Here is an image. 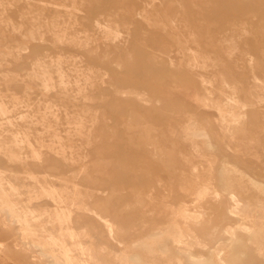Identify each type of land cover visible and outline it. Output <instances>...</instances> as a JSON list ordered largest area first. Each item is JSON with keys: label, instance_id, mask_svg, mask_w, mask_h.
<instances>
[{"label": "rangeland", "instance_id": "obj_1", "mask_svg": "<svg viewBox=\"0 0 264 264\" xmlns=\"http://www.w3.org/2000/svg\"><path fill=\"white\" fill-rule=\"evenodd\" d=\"M0 99V264H264V0H0Z\"/></svg>", "mask_w": 264, "mask_h": 264}, {"label": "bare ground", "instance_id": "obj_2", "mask_svg": "<svg viewBox=\"0 0 264 264\" xmlns=\"http://www.w3.org/2000/svg\"><path fill=\"white\" fill-rule=\"evenodd\" d=\"M84 33V32H83ZM86 33V31H85ZM74 34V33H73ZM77 34V32H76ZM87 34V33H86ZM77 36V35H75ZM73 35V39L75 37ZM83 36H86V35H83ZM82 37V35H81ZM90 37V36H89ZM88 37V38H89ZM77 38V37H76ZM84 38V37H83ZM83 42L85 40H82ZM86 43V42H84ZM88 43V42H87ZM39 63V62H38ZM37 64V63H36ZM35 64V66H37ZM43 65V64H42ZM38 66H40L38 64ZM37 66V67H38ZM41 67V66H40ZM38 67V68H40ZM42 68V67H41ZM59 67H57L58 69ZM61 69H59L60 71ZM36 71V70H35ZM58 71V70H57ZM58 71V72H59ZM62 71V70H61ZM46 73L43 72V74ZM60 73V72H59ZM63 73V72H62ZM49 74V73H48ZM58 74V73H57ZM36 75V73H35ZM39 75V74H38ZM60 75V74H59ZM62 77V75H60ZM59 76V77H60ZM64 76V75H63ZM44 77V76H43ZM46 77L47 74H46ZM50 79H51V76H50ZM61 79V78H59ZM63 80V79H62ZM53 81V79H52ZM44 82V81H43ZM47 82V81H46ZM45 82V83H46ZM50 85V83H48ZM52 84V82H51ZM66 84V83H64ZM46 86H48L46 84ZM62 86V85H60ZM65 87V86H63ZM65 90V89H64ZM3 95V94H2ZM1 100V99H0ZM1 103V102H0ZM51 104V102H49ZM2 104V103H1ZM5 104V103H4ZM47 104V103H46ZM2 105H0V111L3 112V111H6L5 109L3 108H6V107H1ZM9 109V108H8ZM7 109V110H8ZM10 111V110H8ZM0 112V113H1ZM5 113V112H4ZM9 113V112H8ZM2 114V113H1ZM7 114V113H6ZM5 115V114H3ZM2 115V116H3ZM6 116V115H5ZM73 117V116H72ZM75 117V116H74ZM48 126V125H47ZM45 127V126H44ZM50 128V126H49ZM48 128V129H49ZM170 130V129H169ZM11 132V131H10ZM55 133V132H54ZM13 134V133H12ZM17 133H15L16 135ZM19 134V133H18ZM40 134V133H39ZM38 134V135H39ZM25 135V134H24ZM23 135V136H24ZM10 137V133L9 135H7ZM26 136V135H25ZM39 136H42V135H39ZM54 137L56 135H53ZM18 137V135H17ZM7 138V137H6ZM14 138L13 135L10 139ZM21 138H24L25 137H21ZM28 138V137H27ZM58 138V137H56ZM60 138V137H59ZM9 139V140H10ZM15 139V138H14ZM17 139V138H16ZM20 140V139H19ZM17 141V140H16ZM21 141V140H20ZM18 141V144L19 142ZM10 142V141H9ZM23 142V140H22ZM25 142V141H24ZM40 142V141H39ZM53 142V141H52ZM2 143V142H1ZM0 143V144H1ZM12 143V142H10ZM29 143V142H27ZM38 143V142H37ZM42 143V141H41ZM40 143V144H41ZM13 144V143H12ZM17 144V143H16ZM17 144V145H18ZM31 144V143H30ZM39 144V145H40ZM53 144V143H52ZM50 143V145H52ZM3 145V143H2ZM15 145V143L13 144ZM23 145V144H22ZM45 145V144H44ZM49 145V144H48ZM29 147H31L30 145H28ZM33 146V145H32ZM43 146V145H42ZM46 146V145H45ZM33 148V147H32ZM30 149V148H29ZM33 154V153H32ZM35 154V153H34ZM38 154V153H36ZM17 155V153L15 154V156ZM40 155V154H39ZM36 156V155H35ZM1 180V179H0ZM215 182L211 179V180H208V181H204V180H198L197 178H193L191 180V182L189 183H186V182H183L182 181V185L183 188L185 187V192L187 194V201L185 202L186 205L185 207H183L180 211H179V214L176 216V219L174 220L175 221V225H176V228L175 230L170 234L169 236V244H171V242H174L176 244H181V245H185L187 247H189L190 249H192L194 252L200 254V255H205L209 252V250L212 248V245H215V246H218L220 245L221 241L224 240V239H228L229 238V233L228 231L224 230L222 236H219V237H216L214 240H213V243L212 244H206L204 243L200 237H199V232L197 230V225L201 222V220L203 219V216L204 214L206 213L205 212V209L202 207V203H204V201L206 200H217L220 195L218 194V191L217 189L215 188ZM217 186V185H216ZM186 198V197H185ZM186 200V199H185ZM9 204V203H8ZM9 206V205H8ZM11 209V208H10ZM13 212V211H11ZM64 215V214H63ZM261 220V219H260ZM154 236H158V233H156ZM65 249V248H64ZM67 251V248L65 249ZM70 251V250H69ZM67 253H71V252H67ZM69 256V255H68ZM73 258V257H71ZM66 260V259H65ZM72 260V259H71ZM75 260V259H73ZM69 261V260H68ZM73 262V261H72ZM76 263V261H75ZM69 264V263H67Z\"/></svg>", "mask_w": 264, "mask_h": 264}]
</instances>
